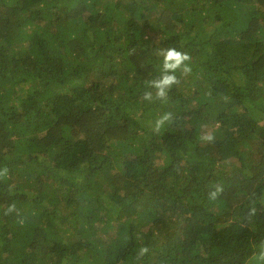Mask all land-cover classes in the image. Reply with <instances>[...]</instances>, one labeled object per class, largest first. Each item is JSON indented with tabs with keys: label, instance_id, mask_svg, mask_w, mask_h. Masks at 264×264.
Returning a JSON list of instances; mask_svg holds the SVG:
<instances>
[{
	"label": "trees",
	"instance_id": "trees-1",
	"mask_svg": "<svg viewBox=\"0 0 264 264\" xmlns=\"http://www.w3.org/2000/svg\"><path fill=\"white\" fill-rule=\"evenodd\" d=\"M5 167L0 264H264V0H0Z\"/></svg>",
	"mask_w": 264,
	"mask_h": 264
},
{
	"label": "clouds",
	"instance_id": "clouds-1",
	"mask_svg": "<svg viewBox=\"0 0 264 264\" xmlns=\"http://www.w3.org/2000/svg\"><path fill=\"white\" fill-rule=\"evenodd\" d=\"M159 56L162 57L161 72L160 76L149 82V87L155 90L156 99H165L167 97L168 91L174 86L180 83V79L177 76V72L181 75H188L191 73L190 60L191 57L186 52H181L176 48H162L159 51ZM143 99L151 101L153 99V93L151 91H146L143 95ZM170 119V114L163 115L159 120L156 121V130H159L161 125ZM211 140L212 137L209 135L205 137ZM8 169L5 167L0 169V177L7 175ZM221 189L217 188L216 191L210 192L209 196L215 199L217 194ZM14 205L8 207V212L14 210ZM254 212V210H252ZM7 214V213H6ZM262 251L259 253L258 259L264 261V241L260 245ZM147 252V248L141 249V254Z\"/></svg>",
	"mask_w": 264,
	"mask_h": 264
}]
</instances>
